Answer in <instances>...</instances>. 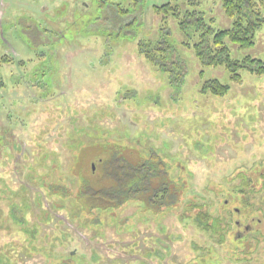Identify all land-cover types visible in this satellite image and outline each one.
<instances>
[{"label": "rangeland", "instance_id": "obj_1", "mask_svg": "<svg viewBox=\"0 0 264 264\" xmlns=\"http://www.w3.org/2000/svg\"><path fill=\"white\" fill-rule=\"evenodd\" d=\"M186 1H177L183 11L230 27L219 0ZM168 2L0 0V59L10 60L0 65V264H264V75L241 71L232 83L223 68L204 67L176 22L164 27L154 14ZM158 41L174 50L166 73L138 51ZM243 55L264 61V24L252 49L233 53ZM210 79L228 93H201ZM105 144L131 163L161 155L171 178L187 184L185 201L156 220L133 203L84 212L75 187L79 176L98 182L116 152ZM240 171L258 191L247 208L223 194ZM213 189L219 199L206 195ZM189 200L232 214L223 246L193 225ZM152 236L157 259L140 254Z\"/></svg>", "mask_w": 264, "mask_h": 264}, {"label": "trees", "instance_id": "obj_2", "mask_svg": "<svg viewBox=\"0 0 264 264\" xmlns=\"http://www.w3.org/2000/svg\"><path fill=\"white\" fill-rule=\"evenodd\" d=\"M173 1L172 3L168 2L164 5L154 6V14L159 17L164 27L168 19L176 22L179 31L185 37L183 47L188 50L192 49L196 59L204 67L223 68L232 83L242 81L241 71L257 76L264 75V61L247 55H243L241 58L233 57V53L242 54V52L254 47L255 34L264 24V0H219L224 16L231 23L230 27L226 29L212 27L213 19L206 20V15L202 11L189 8L183 11L177 4L178 0ZM186 3L191 7L199 6L197 1L187 0ZM138 51L148 63L157 64L163 73L169 72L166 62L170 61L169 65L176 66L172 57L174 50L165 41H158L154 48L150 44L140 42ZM9 61L6 58L0 59V65L2 63L7 64ZM157 61L160 62L157 63ZM183 70L184 66H177L178 81L184 75ZM229 89V86L222 85L218 80L210 79L203 84L201 93L209 92L214 97H222L228 93ZM6 133L5 131L4 134ZM4 142L6 147L15 146L13 141L7 137L5 138V136ZM106 147L108 149L114 148L113 145L109 144H105ZM114 149H116L115 154L113 153L108 159L101 162L98 182L79 176V183L75 187L74 197L84 212L89 213L104 209L117 212L119 210L116 208L133 203L141 206L140 213L146 214L149 219L156 220L163 212L169 211L185 201L187 184L171 178L169 174L170 165L161 155L151 151L147 159L131 163L128 159L122 157L117 148ZM17 153V150L14 149L11 155ZM32 169L33 167L29 165L22 166V172H24L26 179L28 178V172ZM36 172L38 171L34 170V174ZM248 176L245 171H240V174L237 172L233 181L239 180V184L232 188L228 184L226 188L224 187L225 191H222L225 196L232 192L233 196L231 197L233 200L240 202L244 208L252 206L251 201L253 198H251V195L258 192L254 189L252 178ZM263 188L264 185L261 190ZM207 194H214L215 198L219 199L222 193L220 191L215 193L213 189L212 192ZM57 195H60V193ZM206 195H198L199 200L201 199V202L205 201ZM189 204L193 225L202 233L209 235L210 238L214 239L215 237L216 246H223L226 241L225 237L230 227L233 226L232 222H229L232 220V214L230 213L229 218L226 219L222 216L213 215L208 209L204 210V205L198 204L195 200H189L186 207ZM178 213L180 214V212ZM191 218L184 212H181L178 217L180 221L187 222ZM115 221L118 224H125L118 218ZM150 242L151 244L146 248V251L142 250L140 254L157 259V253H160L161 248H159L153 236L150 238ZM160 243L163 250L168 247L166 243L162 241ZM155 248H158V251ZM97 256L100 259V255Z\"/></svg>", "mask_w": 264, "mask_h": 264}]
</instances>
